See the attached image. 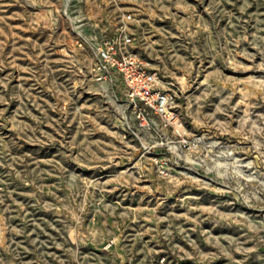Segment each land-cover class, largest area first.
<instances>
[{
  "label": "rangeland",
  "instance_id": "obj_1",
  "mask_svg": "<svg viewBox=\"0 0 264 264\" xmlns=\"http://www.w3.org/2000/svg\"><path fill=\"white\" fill-rule=\"evenodd\" d=\"M128 14L191 146L94 76ZM0 264H264V0H0Z\"/></svg>",
  "mask_w": 264,
  "mask_h": 264
},
{
  "label": "built area",
  "instance_id": "obj_2",
  "mask_svg": "<svg viewBox=\"0 0 264 264\" xmlns=\"http://www.w3.org/2000/svg\"><path fill=\"white\" fill-rule=\"evenodd\" d=\"M128 14L119 26L118 33L97 47V60L93 71L97 80L112 78L119 81L125 101L143 126L155 123V117L167 127H172L182 136L180 144L191 146L198 137L186 136L184 122L177 108L175 94L152 70L130 49L133 37L127 25ZM191 140V141H190Z\"/></svg>",
  "mask_w": 264,
  "mask_h": 264
}]
</instances>
